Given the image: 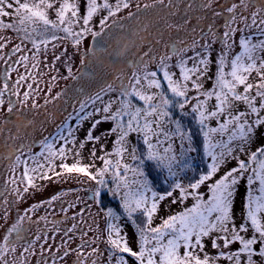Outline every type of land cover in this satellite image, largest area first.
Returning <instances> with one entry per match:
<instances>
[{"label": "snow or ice", "instance_id": "1", "mask_svg": "<svg viewBox=\"0 0 264 264\" xmlns=\"http://www.w3.org/2000/svg\"><path fill=\"white\" fill-rule=\"evenodd\" d=\"M180 2L167 0V7L171 9L169 16L176 15ZM83 3L81 15V0H0V32L11 30L20 40L8 54V59L0 56L6 65L0 72V79L4 81L0 87V107L5 104L6 93L10 97L20 95L18 87L26 77L20 75L10 87L11 72L16 69L9 60L11 55L22 51L25 42L31 44L33 68L38 67V57L49 45L53 49L60 46L57 42L65 43V55L66 45L70 43L81 56L82 66L89 60L103 64L108 55L125 54L130 42L120 48L81 46L88 36L99 43L97 38L117 23L113 19L110 25L109 18L115 17L121 9L129 8L130 0H115V4L109 0H83ZM212 3L213 0H200L199 7L209 9ZM157 4H164V0H153V4H145L144 8ZM136 7L139 11L140 5ZM187 7L192 9V0ZM238 9L246 12L248 0L232 2L226 8L229 16L222 35L217 34L213 25L208 26L211 42L203 33V43L197 40L191 44L173 42L165 45L168 51L159 58L146 52L131 62L130 77L121 73L113 82L91 94L81 89L83 99L79 101L78 110L74 106L73 113L57 125L56 134L39 141L41 152L38 155L43 156L46 163L37 162L36 167L26 168L24 175L29 186L35 187L30 173H36L43 180L52 179L44 171L45 167L57 178L62 172L82 174L95 182L94 201L101 203V190L107 189L113 196H119V207L123 210L121 215L113 208H107L103 232L90 241L82 239L77 249L65 248L62 255L59 249L55 253L49 250V257L43 264H49V260L51 264H57L73 251L77 254L74 264H85L83 248L90 244L97 245L88 253L97 257L92 264H97L105 252L104 264H220L221 260L228 264H264V143L253 148L256 133L264 128V15H261L264 7L251 13L250 23L248 16L241 15L239 21L244 26L233 27L237 23ZM100 11H106L107 15L100 18L99 31H96L90 24ZM132 15V12L128 13L129 17ZM160 19L165 20L167 29L176 30L188 22L169 23L166 17ZM237 32L240 33L238 40ZM9 42L10 37L0 35V50ZM217 42L220 50L213 61V44ZM237 46L238 52L235 51ZM189 51L193 55L188 56ZM55 59L60 60V56ZM28 61L29 56L23 55L14 63L24 62L27 67ZM213 64L215 72L212 71ZM65 66L68 75L63 78L78 79L71 63L66 61ZM208 82L211 87L205 86ZM28 88L32 89V84H28ZM61 95L57 93L53 99ZM29 96L30 93L25 91L23 99L17 102L26 104ZM7 103V111L11 113L15 104L11 99ZM32 106L37 105L33 103ZM186 117L191 119V126L185 124ZM73 119L75 126L70 123ZM86 121L91 124L79 142V148L92 143L91 156L94 161H102L100 167L82 163L79 159L70 165L64 162L72 151L65 146L77 143V133ZM102 124L111 126L94 135ZM108 137H114L112 150L105 151L101 145L104 154L97 156L95 144ZM60 141L63 143L57 148ZM194 153L200 155L202 167L189 175L193 171ZM76 155H80L79 151ZM56 158L61 160L62 172L55 171ZM16 159L19 161L20 157ZM232 162L235 165L229 167ZM148 169L156 173L155 178ZM109 174L113 188H108ZM242 180L245 195L238 223L235 199ZM157 182L166 187L158 188ZM61 195H52L41 203L51 204ZM189 200L191 203H186ZM165 201L182 207L167 216H160V207ZM37 207L33 205L24 215L18 216L0 238V264H14L8 254L16 253L17 246L25 240V221L32 222L27 213ZM157 218L159 223H155ZM121 220L123 223L114 222ZM128 224L134 226L132 236L125 230ZM76 229L74 223L64 235L70 240L69 233ZM39 239L38 234L36 240ZM100 243L105 245L103 252ZM209 243L215 250L214 255L207 250ZM34 244L35 240L27 243L21 256L34 254ZM233 245L238 246L233 248ZM41 257H44L43 245Z\"/></svg>", "mask_w": 264, "mask_h": 264}, {"label": "rangeland", "instance_id": "2", "mask_svg": "<svg viewBox=\"0 0 264 264\" xmlns=\"http://www.w3.org/2000/svg\"><path fill=\"white\" fill-rule=\"evenodd\" d=\"M110 3L115 4V0H109ZM190 0H181L179 3L178 9H176V19L172 22L182 23L184 21L178 22L181 17L185 18V14H192L193 12L203 13L204 8L199 7L200 0H192L193 7L189 9L187 7ZM239 3V0H213L211 7H216L217 10L223 5L231 3ZM137 4L140 5L139 11L137 10ZM145 4H153V0H130V7L127 9H121L120 12L116 14L115 17L109 18L108 23L111 25L112 20L115 19L117 23L111 27L110 30H106V34L101 37L103 40L108 42L109 45H112L113 48H120L125 42H130L128 50L123 56H118L120 62L114 67L110 61L104 59L103 64L96 62L92 63L90 60L87 63L89 66L94 68V77L88 76L86 73L80 71L81 67V56L77 53L74 47L67 43V54H64L65 43L57 42L60 46L53 49L51 45L48 46L46 52H43L39 57V65L36 68L32 67V52L31 44L25 42V45H22V51L11 55L9 63L12 64V67L16 71L11 72L9 85L10 87L15 83L20 75H24L26 79L20 82L18 91L20 93L19 97L9 96L7 93L4 96L5 104L0 107V175L3 170V167L7 162H9V167L6 168V172L2 179V182L6 186V191L8 195L3 194L0 196L2 200L0 201V238L3 237L6 229L10 227L17 219L18 216L24 215L26 210L32 208L33 205H38V207L32 211L28 212L27 215L31 217V223L27 220L25 221V228L27 229L25 233V240L21 241V244L17 246L16 253H9L8 259L13 261L14 264H20V261L23 260L24 264H43V260L49 257V250L51 253H55L59 249V254L62 255L65 248L77 249L81 245L82 239L84 241H90L95 236L99 235L100 232L106 228V219L105 216L106 209L111 207L118 214L123 213L122 208L119 207V196H113L107 189L101 190V200L106 204L103 206L101 203H98L93 200V191L96 187L95 182H91L87 177L82 174H68L63 173L59 167L61 160L56 158L54 161L55 171L62 172V175L57 178L53 175L51 171H48L45 167L44 171L48 172V175L52 177L50 180L40 179L36 173H30L32 175L35 187L29 186L27 184V177L24 173L26 168L36 167L37 162L46 163L43 156L38 154L41 152V149L37 150L34 146L32 147L33 152L24 151L23 155L20 157V160L9 161L8 152H14L15 147L13 146L12 150H9L5 146L15 133L13 127L15 124L12 123L13 120L5 117L8 108V100H13L15 107L12 112H16V115L19 116V121L23 120L27 122L40 121V122H50V131L44 134V137L54 136L56 134L57 125H59L69 113H73L74 106L78 110L79 101L83 99L81 95V89L85 92L91 94L97 91L99 88L103 87L106 83H111L115 80L116 76L124 73L127 76H131L132 68L131 62H135L138 58L142 57L144 53H150L155 55L157 58L161 54H164L168 51L165 45L172 44L176 42V39L179 38V41H183L184 44H191L193 40H197L200 43H203L204 40L201 39V33L204 34L205 39H208L211 42V37L208 35L209 31L201 32L206 23L199 21L198 23H193L190 18L186 19L188 22L184 24L179 30L176 29H167L165 24L162 26L165 28L166 32L162 35L155 36V40L150 35H146L145 31L147 27L144 26V22L147 17H152L153 15L161 14L160 9H165L163 14L168 16L171 9L167 7V0H164V4H157L151 8H144ZM258 7H264V0H248V9L246 12H242L240 9L237 10V23L233 27H243L244 25L240 23L239 18L241 15L249 17V23L251 22V13L256 11ZM81 15L84 12V3L81 0L80 4ZM170 10V11H169ZM168 11V12H166ZM132 12L131 17L128 16V13ZM157 12V13H155ZM152 14V15H150ZM178 14V15H177ZM228 14V13H227ZM107 15L106 11H100L90 24L94 30L99 31V20L101 17ZM264 15V13H261ZM174 17V16H173ZM179 17V18H178ZM5 22H8V18H5ZM202 23V24H201ZM139 25V26H138ZM130 26L129 28H126ZM151 29V28H149ZM138 30V31H135ZM218 35H222L224 32V27L219 26L215 29ZM148 31V30H147ZM254 31V29H253ZM142 34H141V33ZM176 34H172V33ZM189 33H193L189 35ZM140 34V35H138ZM0 35L10 37V42L6 44L5 48L0 50V56H4L5 59L9 58L11 50L14 45L20 43V40L17 39V34L11 30L0 32ZM62 35V34H61ZM176 35V36H175ZM240 33H236V38L238 40ZM90 36H88L82 43V48L88 47V41ZM184 46L183 44L181 45ZM220 50L219 42L213 44V53L212 59L215 61L216 53ZM240 49L237 46L235 51L238 52ZM199 51V48L197 49ZM23 55L29 56V61L27 67H25L24 62L20 64L14 63L19 60ZM188 56L193 55L191 51L187 53ZM60 56V60L55 58ZM70 58V60H69ZM88 59V58H86ZM68 61L71 63L73 74H78V79L72 80L71 77L64 79L63 77L67 76V69L65 62ZM175 62V57L173 58ZM191 66V62H189ZM6 65L3 60H0V72L5 69ZM212 71L215 72V64H213ZM55 77V79H53ZM3 79H0V87L3 85ZM28 84H32V89L28 88ZM206 87H211V82L206 83ZM49 88L51 91L49 92ZM28 91L30 93L29 99L26 104H20L17 101L23 99V93ZM57 93H62V95L56 99ZM194 94V93H193ZM115 95V94H113ZM105 100L108 97H104ZM48 103H45V101ZM33 103L37 106L33 107ZM91 110V109H89ZM49 114V115H48ZM97 119L99 116L96 117ZM188 123H187V122ZM185 124L188 125L191 123V119L186 117L184 120ZM70 123L75 126V119L71 120ZM44 124V123H43ZM91 122H84L80 132L77 133V143L75 145L69 144L66 145V148H71L72 151L67 154V159L64 161L69 165L79 159L82 163L90 164L94 163L96 167L102 166V161L93 160L91 152L93 149L92 143H86L83 149L79 148V142L84 139L87 129L90 127ZM110 124H102L99 126L94 135H99L101 132L109 128ZM3 127V129L1 128ZM264 128H261L256 133V144L253 145V148L259 146L261 143H264ZM3 137V139H2ZM114 137H108L107 139H102L99 143L95 144L96 155L101 156L104 154L101 151V145H104L105 151H111L113 147ZM63 142L60 141L57 143L56 147L58 148ZM3 144V145H2ZM28 148V147H27ZM31 151V150H30ZM79 151L80 155L77 156L76 152ZM29 152V153H27ZM5 155V156H4ZM11 156V155H10ZM36 157L34 160L33 157ZM16 157V156H15ZM12 158V157H10ZM115 159V157H113ZM197 155L196 153L192 154V162L196 163ZM235 165V162L229 165L232 167ZM151 170V169H150ZM192 171L189 172V175ZM152 177L155 178V173L151 172ZM5 181V182H4ZM244 181L242 180L239 186V191L235 199V211L237 215V222L239 223V217L243 207V200L245 195ZM158 188L165 187L162 186L159 182L156 183ZM28 188V191L25 192L24 189ZM114 185L111 183V177L109 174V185L108 188H113ZM18 190V191H17ZM62 193L60 199L53 201L51 204L41 203L43 201H48L52 195ZM47 197H50L47 199ZM103 203V204H104ZM186 203L190 204L191 200ZM70 205H75L71 207ZM181 205H173L171 201H165L160 207V216H167L173 212L180 210ZM66 210V211H65ZM5 213H7V218L5 219ZM79 213V215H77ZM75 216V219L72 217ZM40 217H45L46 219L41 220ZM116 223H123L121 221H114ZM159 219L155 220V223H159ZM77 224V229L69 233V236L72 238L69 240L67 236L64 235V232L72 226V224ZM97 225H99V232L97 231ZM59 228L60 231L56 232L55 229ZM91 229V230H90ZM125 230L128 232L129 236H132L134 232V226L128 224L125 227ZM87 235H83V233ZM39 234L40 239L36 240V236ZM35 240L34 244V254L25 253L24 256H21L23 247L27 246V243ZM63 241H67V244L64 245ZM41 245L44 249V257H41ZM96 244H90V246H85L83 248V255L86 257L85 264H92L94 259H97L96 256H90L88 253L91 252V248L96 247ZM100 250L103 252L105 245L100 243ZM135 246V245H133ZM238 245H233V248ZM210 254H215V250L211 248L210 243L208 244L207 249ZM76 252L73 251L69 256L63 260H58L57 264H74L76 261ZM107 258V252L104 253V256L101 257L97 264H104V261ZM49 264L51 261L49 260ZM220 264H228L226 260H221Z\"/></svg>", "mask_w": 264, "mask_h": 264}, {"label": "flooded vegetation", "instance_id": "3", "mask_svg": "<svg viewBox=\"0 0 264 264\" xmlns=\"http://www.w3.org/2000/svg\"><path fill=\"white\" fill-rule=\"evenodd\" d=\"M129 27L130 26H127L126 28H129ZM106 43L108 46L109 45L108 42H106ZM111 57H113L114 59ZM118 58L119 57L117 55L111 54V55H108L105 58V60L106 61L108 60L111 62V64H113V62H115L117 60L120 62V59H118ZM86 66H87V68H86L87 70L86 71L84 70L82 72L86 73L88 76L94 77V75H95L94 74V68L89 66L88 64H86ZM113 66L115 67L116 65L114 64ZM81 68H82V65L80 67V71H81ZM5 117L9 118L10 120H13L12 123L15 124V127L12 128L14 133H15V136H13V138L8 143L5 144V146L8 147L9 150H12L13 146L15 147L14 152H11V151L8 152L9 161H10V159L15 160L17 156L21 157L24 154L23 153L24 151L33 152L32 147H34V146L37 148V150L41 149V145L39 144V141L42 138H44V134H46L47 132L50 131V129H51L50 122H47L46 124H45V122H40V121L27 122V121L23 120V116H21L22 120L19 121V119H18L19 116L16 115V112L10 113L8 111L5 114ZM1 128L3 129V127H1ZM0 134H1V130H0ZM47 134H50V133H47ZM2 139H3V137H2ZM29 152H27V153H29ZM0 155H2V154H0ZM10 157H12V158H10ZM7 167H9V162H7L5 164V166L3 167V170L1 172V175H0V196H2L3 194H5V196L8 195V192L6 191L7 185L4 186L6 184V182L4 181L5 184L2 182V179L4 177V174L6 172ZM49 198L50 197H47V199H49ZM1 200H2V198H0V201Z\"/></svg>", "mask_w": 264, "mask_h": 264}, {"label": "trees", "instance_id": "4", "mask_svg": "<svg viewBox=\"0 0 264 264\" xmlns=\"http://www.w3.org/2000/svg\"><path fill=\"white\" fill-rule=\"evenodd\" d=\"M221 5H223V6L221 8H219L218 10L216 7H214V8L211 7L209 9H204L203 13L202 12L199 13L197 11V12H193L192 14H188V15L185 14L184 16H186V17L185 18L181 17V19H179L178 22H181V21L183 22L184 20L190 18L191 21H195L193 23H198L199 21H202V23L203 22L204 23L209 22V23H206L205 28L201 32H203V31L208 32L209 31V28H208L209 25H213L214 29H217L219 26H223L225 24V20L229 16V14H227V11H226V8L229 7V4L225 3V4H221ZM160 10L161 11H159V13H161V14H159V15L155 14L152 17H147L149 19H146L144 22V26L147 27V30H148V31L147 30L145 31V34L150 35L155 40H157L155 36L162 35L164 32H166L165 28L162 26L163 24H165V20L160 19V17H166L167 21L169 23H174L172 21L177 18L176 16L173 17V16H169L168 14H166L168 16H165V14H163L165 9H160ZM166 12H168V11H166ZM155 13H157V12H155ZM214 13H220V15H215ZM150 15H152V14H150ZM180 24H182V23H180ZM149 28H151V29H149ZM135 31H138V30H135ZM172 34L174 35L176 33L173 32ZM192 34L193 33H189V35H192ZM138 35H140V34H138ZM178 41H179V38L176 39V42H178ZM188 125L191 126V123H189ZM198 140H199V137H197V141ZM196 155H197V160H196V163H193V171L190 175H193L196 170H199V168L202 167L201 162H200V155L198 153H196ZM148 171L151 172L150 169H148ZM153 173H155V172H153ZM155 176H156V173H155ZM156 186L159 187L158 185H156ZM162 186H164V185H162ZM103 203L104 202L102 201L101 204L103 206H105L107 204V203L106 204L105 203L103 204ZM107 205H113V204H107Z\"/></svg>", "mask_w": 264, "mask_h": 264}, {"label": "water", "instance_id": "5", "mask_svg": "<svg viewBox=\"0 0 264 264\" xmlns=\"http://www.w3.org/2000/svg\"><path fill=\"white\" fill-rule=\"evenodd\" d=\"M97 41L99 42V43H97V42H94L93 41V39H92V37L90 36V38H89V42H88V47L89 46H92V45H95V46H107V43L103 40V38L102 37H98L97 38ZM111 58H113V57H111ZM114 59V58H113ZM112 59V60H113ZM117 63H119V61L117 60V61H115V62H113V65L115 64H117ZM87 66L85 65V66H82V68L81 69H83L82 71H86L87 69Z\"/></svg>", "mask_w": 264, "mask_h": 264}]
</instances>
